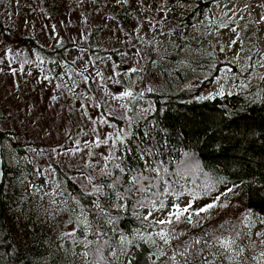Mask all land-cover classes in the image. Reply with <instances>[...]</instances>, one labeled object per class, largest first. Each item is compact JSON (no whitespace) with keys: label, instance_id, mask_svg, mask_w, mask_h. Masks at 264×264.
I'll return each mask as SVG.
<instances>
[{"label":"rangeland","instance_id":"rangeland-1","mask_svg":"<svg viewBox=\"0 0 264 264\" xmlns=\"http://www.w3.org/2000/svg\"><path fill=\"white\" fill-rule=\"evenodd\" d=\"M183 1L185 6L195 2ZM197 1L211 3L212 16L206 11L198 24L183 32L186 37L208 40L203 52L188 49L186 45L180 48L179 71L188 67L195 73L186 82L196 88L200 97L216 95L221 90L254 88L250 94L256 100L264 99V66H261L264 64V0ZM0 21V30L4 31L0 33V129L14 133L25 145L28 160L43 174L45 185L35 186L34 192L50 218V241L68 257L73 245L67 236L61 239V234L72 231L79 221L77 214L62 210L65 208L61 201L62 187L55 167H60L78 187L91 191L86 177L96 176L104 166L103 157L109 155L112 139L109 138L107 145L97 146L92 142L97 137L105 139L119 128L127 131L129 118L146 115L142 110L152 106V94L163 92V72L173 73L170 69L173 60L169 56L171 49H175L176 20L170 0H53L48 3L46 0H0ZM30 38L50 51V56L38 53L29 44ZM223 47L225 51L221 52ZM52 50H59L63 56ZM207 52L212 57L216 53L223 60L213 74L206 69V62L200 68L186 61H196L197 56L207 59ZM122 65L128 68L120 71L118 68ZM133 68L138 71L132 72ZM12 69H16L15 73ZM81 72L89 77L87 83ZM46 75L49 80L44 79ZM73 81L79 85L75 95L67 90L73 87ZM58 84L61 87H56ZM126 90L134 93L131 103L129 98H120ZM121 105H127V110ZM105 115L111 118L107 124L101 123ZM85 141H89L87 147ZM76 148L84 151H68ZM86 162L99 163L93 171L92 167H84ZM181 164L177 167L179 174L187 182V193L197 200V208L218 197L219 203L228 205L225 214L231 216L239 230L247 214L243 206L239 202L230 205L224 200L223 192H213L209 186L212 181L198 157L186 156ZM99 180L96 176L95 183ZM174 187L169 182L168 189ZM27 188H30L28 184ZM188 201L175 200L169 195L165 204L183 206ZM224 209L202 214L206 215L202 227L208 228V219L225 216ZM149 211H153L151 219L166 218L167 209L163 212L146 209L144 215ZM251 220L252 231H264V224ZM175 227L187 233L174 241L175 244L194 240L197 227L186 224ZM160 228L153 225L149 233L154 234ZM86 235L89 240L94 239L91 232ZM76 238H80L79 231ZM104 240L109 241V236L101 239V244L90 246L89 251L98 263L103 262L106 254ZM97 247L101 249L99 253ZM81 249L75 246L78 252Z\"/></svg>","mask_w":264,"mask_h":264},{"label":"trees","instance_id":"trees-1","mask_svg":"<svg viewBox=\"0 0 264 264\" xmlns=\"http://www.w3.org/2000/svg\"><path fill=\"white\" fill-rule=\"evenodd\" d=\"M46 2H53V0H46ZM185 2L170 0L171 10L176 20L173 29L175 49H171L169 56L173 60L170 62V69L173 73L168 75L163 72V92L152 94L151 101L154 111L146 114L147 119L140 117H132V119L139 121L141 129L147 120H155L160 128L166 130L167 142L160 145L158 158L164 161V167L168 170L165 179L175 184L174 188L165 189L175 200L177 197L172 195V192L179 194L178 199L192 200V196L187 193V182L181 178L177 167L182 165L181 160L186 156L195 159L198 157L203 171L209 174L212 181L209 186L213 192L226 193L225 201L230 205L239 202L247 213L252 214L251 218L260 223V220L264 219V99L256 100L250 94L254 88L231 92L225 90L224 95H213L215 97L213 99H197L200 96L196 94V88L186 82L190 77L195 76L193 69L184 67L183 72L179 71L182 59L180 48L186 45L188 49L203 52V45L208 40L198 36L186 37L183 36V32L190 31L193 24H198L204 18L201 19V15L206 14V11L211 17L212 6L208 1L205 4L204 1L195 0L193 5L188 6L184 5ZM3 32L0 30V33L3 34ZM29 44L38 53L50 56L51 52L36 44L32 38L29 39ZM222 51H225V47L221 49ZM53 53L63 56L59 50H54ZM207 55V59L204 56H197L196 61L188 59L186 61L199 65L200 68L206 62V69L213 74L223 60L217 57L216 53L213 57L209 56V52ZM175 63L177 65H174ZM105 116L111 119L110 116ZM138 130L136 124H132L127 131ZM0 135L3 136L0 140L3 159L1 185L6 192V195L0 198V264H89V262L118 264L112 255L113 252L119 256L120 264H127L126 257L120 254L119 238L121 235H125L128 240L132 241V243H125L123 247L134 256V264H152L149 256L156 249L135 237L137 229H140L141 234L145 236L152 229L151 227L144 229L130 210L118 214L113 209L112 216L115 219V225L104 224L101 227L100 231L107 232L106 236H109V244H104L106 254L102 258L103 262L98 263L90 251L87 258L78 255L82 249L78 252L75 246L68 257L61 254L55 242L50 241V218L42 209L39 198L34 192L35 186L45 185L43 174L28 160L25 145L15 137L11 130L0 129ZM161 139L162 135L158 132L156 140ZM115 154L120 155L119 152ZM130 163H138V161L130 160ZM55 172L57 181L62 187V203L67 201V207L70 208L73 206L72 197H76L81 206L86 209L87 217L94 221L96 215L92 211L91 204L94 197L82 196V189L60 167H55ZM102 182L100 178L99 183ZM27 184L30 188H27ZM229 188L232 192H227ZM168 196L162 197L164 203ZM195 202V208L199 207L196 199ZM211 202H204L202 206ZM64 206L66 207L65 204ZM146 209L154 210L146 207L137 209V211L141 216H145ZM225 211L226 208L223 211L225 216L208 219L207 229L197 227L194 240L200 238L205 230L209 233L216 232L219 235L218 229L221 224L231 229L233 220L231 216H226ZM149 220L152 219L149 218ZM113 228L115 231L112 230ZM239 230L247 232L253 241L258 242L263 239V237L255 236L252 227L248 229L241 224ZM187 242L191 244L192 241ZM247 242L245 240V243ZM135 244L140 246L134 247ZM157 244L163 247L169 256L172 255L174 247L177 250H183L181 243L173 242V247H171L162 245L157 240ZM262 249L264 245L257 244L254 250L250 249L244 255L248 256L251 252L254 256H258ZM156 264H168V262L166 258L161 257ZM225 264H230V262L226 261ZM248 264H254V262L249 260Z\"/></svg>","mask_w":264,"mask_h":264},{"label":"snow or ice","instance_id":"snow-or-ice-1","mask_svg":"<svg viewBox=\"0 0 264 264\" xmlns=\"http://www.w3.org/2000/svg\"><path fill=\"white\" fill-rule=\"evenodd\" d=\"M127 2V0H124ZM227 27V25H223ZM235 31V29H233ZM151 43V42H149ZM236 43V41H233ZM74 63V62H73ZM155 61L153 64L155 65ZM261 66H264L262 64ZM251 67V65H249ZM142 71V69H140ZM16 69H12L15 73ZM84 71H87L85 67ZM132 72L138 71V69H131ZM230 71V69H229ZM83 81L87 83L89 77L84 76L83 72L80 73ZM97 76L100 73L96 74ZM45 80H49V77L44 76ZM61 87V85H56ZM67 88V84H64ZM79 87L75 81H73V87L67 88L68 92L75 95V89ZM151 90V89H149ZM86 95V94H85ZM142 96V94H139ZM218 96L224 95L221 90L216 93ZM120 98H129V103L134 98V93L131 90H126L120 94ZM213 95L205 97H197V99H213ZM56 99V97H53ZM83 107V105H82ZM122 108L127 110V105H121ZM154 111V108L150 105L149 108L143 109L142 113H150ZM163 111V109H161ZM111 115V113H109ZM141 119H147L146 115H142ZM123 119V117H121ZM101 123H109L108 119L101 120ZM132 124H136L138 131L131 132L126 131L123 128H119L115 133L108 134V136L100 140L98 137L92 143L97 146L100 144L107 145L109 138L112 139V146L109 151V155L103 157L106 161L103 167L100 168L96 176L102 178V183H95L96 176L88 175L86 177L89 184H91V191H83L82 196L94 197L91 200L92 211L96 215L94 221L87 219V211L81 206L80 201L76 197H72L73 206L67 207V201H64L66 205L63 211H68L73 214H77V220L79 221L77 227H74L72 231L62 233L61 239L67 236L73 246L79 245L82 250L78 255L85 258L89 255V248L94 243L101 244V237L106 236L107 232H101L100 229L104 224L115 225V219L112 216V210L115 209L117 213L131 211V214L135 216L137 220L141 222L144 229L150 228L153 225L169 226L161 227L159 231L154 234L149 233L147 236L141 234V230L137 229L135 237L139 240L145 241L152 245L156 251L152 252L149 259L152 264H156L157 260L161 257L166 258L168 264H248L249 260H252L254 264H264V249L259 252V256H254L249 252L248 256L244 253L248 250H254L257 244L264 245V239H260L258 242L253 241L249 238V234L245 231L238 230V226L233 224L231 229L226 228L225 224L219 225V235L216 232L209 233L207 230L203 232L200 238H197L189 244L187 241H181L183 250H177L173 248L172 255L169 256L163 247L157 244V238L162 245H172L174 241H178L180 236H186L187 233L184 231H177L175 226L180 224L191 225L193 227H202V222L206 218V215L213 209L226 208L227 204L219 203V198H213L211 203H206L203 207L194 208L195 197L189 200L183 206L179 203H172L170 206L164 203L162 197L168 196L170 193L165 189L168 188L169 182L165 179L168 175L167 168L164 167V161L158 157L160 155V145L165 144L166 130L160 128L159 124L155 120H147V123L141 129L138 120L129 118V127ZM142 132V135H141ZM162 135L160 141L156 140L157 133ZM3 136L0 135V140ZM89 141H85V147H87ZM69 152H83L84 149L76 148L68 149ZM119 152L120 155L115 153ZM130 160L138 161V163H130ZM99 162H96L98 164ZM96 164L86 162L84 167H92L93 171L96 169ZM111 164V167H109ZM71 167V166H70ZM163 173V174H162ZM59 187V185H57ZM227 192H232V189H227ZM177 199L179 194L172 192ZM6 195V192L2 185H0V198ZM226 195V193H222ZM55 203V201H53ZM150 207L155 211L163 212L167 209L166 218L164 219H152L153 211H149L147 216H141L137 209ZM252 214L249 212L244 216L241 223L245 228L252 226L251 220ZM83 217V219H81ZM71 222V221H70ZM228 223V222H225ZM261 224H264V219L260 220ZM115 231V228L112 229ZM77 231L80 232V238H76ZM91 232L94 236L93 240L87 238L86 233ZM257 237H264V231L255 233ZM245 240L248 242L245 243ZM125 243H132L128 240L125 235H121L119 238L120 254L125 256L127 264H134V256L130 254L128 250L123 247ZM103 244H109L108 240H104ZM243 245V247H241ZM139 244H135L134 247H139ZM101 251L100 247L96 248V252ZM158 253V254H157ZM77 254V253H73ZM113 257L120 264L119 256L113 252ZM92 264V262H89Z\"/></svg>","mask_w":264,"mask_h":264},{"label":"water","instance_id":"water-1","mask_svg":"<svg viewBox=\"0 0 264 264\" xmlns=\"http://www.w3.org/2000/svg\"><path fill=\"white\" fill-rule=\"evenodd\" d=\"M126 66L122 65L119 66V70L125 69ZM3 181V159H2V154H1V147H0V185L2 184Z\"/></svg>","mask_w":264,"mask_h":264}]
</instances>
